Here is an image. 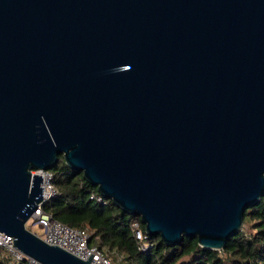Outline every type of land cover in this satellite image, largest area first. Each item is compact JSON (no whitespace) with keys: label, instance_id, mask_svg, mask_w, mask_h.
<instances>
[{"label":"water","instance_id":"95a60500","mask_svg":"<svg viewBox=\"0 0 264 264\" xmlns=\"http://www.w3.org/2000/svg\"><path fill=\"white\" fill-rule=\"evenodd\" d=\"M62 155L145 233L218 249L264 194V0H0V231Z\"/></svg>","mask_w":264,"mask_h":264},{"label":"trees","instance_id":"16d2710c","mask_svg":"<svg viewBox=\"0 0 264 264\" xmlns=\"http://www.w3.org/2000/svg\"><path fill=\"white\" fill-rule=\"evenodd\" d=\"M50 170L57 192L45 201L44 210L58 221L87 228L90 243L116 254L115 264H264V194L245 208L241 228L226 239L223 247L199 245L197 237L188 235L171 245L159 235L145 233L140 217L104 199L97 186L68 166L61 154ZM134 220L146 235L144 249L132 228ZM248 221H252V229L246 231L243 225ZM0 264L24 263L14 262L0 247Z\"/></svg>","mask_w":264,"mask_h":264},{"label":"built area","instance_id":"2783aa9c","mask_svg":"<svg viewBox=\"0 0 264 264\" xmlns=\"http://www.w3.org/2000/svg\"><path fill=\"white\" fill-rule=\"evenodd\" d=\"M31 174H42V200L38 203L35 210L31 213L30 219L32 224H37L43 228L41 237L50 244H56L61 246L83 259H87L91 253H93L89 264H115L114 259L108 253L105 247L98 244L90 243L89 231L85 227H73L62 221H58L52 218L51 214L44 210V203L51 196H53L57 190L55 184L52 182L53 174L50 169H32ZM100 198V196H98ZM136 237L141 241V248L144 249L147 246L145 240L146 235L141 231L139 221L134 220L131 223ZM0 247L5 251L7 255L11 256L14 262H23L24 264H44L36 260L35 258L23 254L14 244H12V236L7 235L0 231ZM91 252V253H90Z\"/></svg>","mask_w":264,"mask_h":264},{"label":"rangeland","instance_id":"374dc122","mask_svg":"<svg viewBox=\"0 0 264 264\" xmlns=\"http://www.w3.org/2000/svg\"><path fill=\"white\" fill-rule=\"evenodd\" d=\"M26 226L27 228H29L30 230L32 229L36 234L41 235L43 233V228H41L40 226H38L37 224H32L30 219L26 221ZM244 229L246 231L251 230V226H252V221H248L246 223H244Z\"/></svg>","mask_w":264,"mask_h":264},{"label":"crops","instance_id":"0c3cea01","mask_svg":"<svg viewBox=\"0 0 264 264\" xmlns=\"http://www.w3.org/2000/svg\"><path fill=\"white\" fill-rule=\"evenodd\" d=\"M107 251H108V253H110V255L112 256V258H114V261H115L116 258H117L116 254L115 253H112V251H110L108 249H107Z\"/></svg>","mask_w":264,"mask_h":264}]
</instances>
